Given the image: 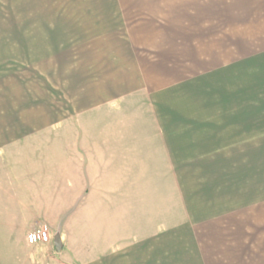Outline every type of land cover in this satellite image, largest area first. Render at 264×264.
Here are the masks:
<instances>
[{
	"label": "crops",
	"instance_id": "crops-1",
	"mask_svg": "<svg viewBox=\"0 0 264 264\" xmlns=\"http://www.w3.org/2000/svg\"><path fill=\"white\" fill-rule=\"evenodd\" d=\"M206 10L207 0H0V264H226L218 230L186 226L191 197L202 202L209 173L218 179L217 117L184 88L153 90L146 79L161 68L138 60L144 41L127 31ZM97 60L120 61L104 71L119 80L97 84ZM49 84L65 95L54 114ZM38 229L50 241L30 245Z\"/></svg>",
	"mask_w": 264,
	"mask_h": 264
},
{
	"label": "rangeland",
	"instance_id": "rangeland-1",
	"mask_svg": "<svg viewBox=\"0 0 264 264\" xmlns=\"http://www.w3.org/2000/svg\"><path fill=\"white\" fill-rule=\"evenodd\" d=\"M207 8L161 12L157 27L127 31L144 41L134 44L138 60L161 68L146 79L153 90L171 95L184 88L191 99L207 100L209 117H217L218 179L209 173L202 202L191 197L194 218L186 226L218 230L221 262L264 264V0H207ZM106 62L96 61L97 84L119 80L104 71L120 61ZM48 87L42 99L54 114L65 95ZM32 94L40 99V92Z\"/></svg>",
	"mask_w": 264,
	"mask_h": 264
},
{
	"label": "built area",
	"instance_id": "built-area-1",
	"mask_svg": "<svg viewBox=\"0 0 264 264\" xmlns=\"http://www.w3.org/2000/svg\"><path fill=\"white\" fill-rule=\"evenodd\" d=\"M29 235H35V242H29ZM27 241L30 245L47 244L50 241V237L45 229H38L28 234Z\"/></svg>",
	"mask_w": 264,
	"mask_h": 264
},
{
	"label": "clouds",
	"instance_id": "clouds-1",
	"mask_svg": "<svg viewBox=\"0 0 264 264\" xmlns=\"http://www.w3.org/2000/svg\"><path fill=\"white\" fill-rule=\"evenodd\" d=\"M28 240H29L30 243L31 242H35L36 236L35 235H29Z\"/></svg>",
	"mask_w": 264,
	"mask_h": 264
}]
</instances>
